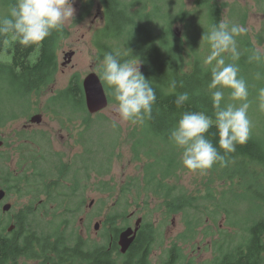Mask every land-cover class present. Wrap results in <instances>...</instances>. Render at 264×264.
<instances>
[{
	"label": "rangeland",
	"instance_id": "rangeland-1",
	"mask_svg": "<svg viewBox=\"0 0 264 264\" xmlns=\"http://www.w3.org/2000/svg\"><path fill=\"white\" fill-rule=\"evenodd\" d=\"M99 3V0H90V2L75 0L74 18L61 26L64 29V34L58 42L55 53L57 72L49 88L44 90L39 98L34 99V101L38 99L37 109L44 111L47 99L57 91L64 89L74 75L79 76L81 83L83 78L91 72H95L100 77L101 64L96 62L98 52L96 48H93L94 34L102 31L97 30L102 24ZM214 3L219 9L220 21L226 20L230 25L238 23L247 27L248 37L244 35L243 38L238 39L245 41L248 38L255 45L254 49H260L261 58L259 61L249 62L248 58L252 53L249 50L244 52L240 48L238 49L241 54L240 58L235 62L239 67V76L248 85V99L252 103L248 110L249 119L252 121L251 130L257 131V128L260 129L264 125V113L257 109L256 99L258 89L264 87V0H215ZM116 4L118 9L121 7L125 9L128 6L125 12L131 18L132 24L139 26L145 33L150 28L155 30V34H159L157 31L163 26H165V32L166 30L171 31L182 46L181 56L184 60V67L188 66L190 53H194L195 50L200 52V50L208 49L207 43L201 41V37L203 32L212 25V19L209 16L210 12L205 10L204 6H199L197 0H117ZM107 25L106 27L113 31L109 43L114 45L117 52L122 53L125 58L130 57L129 37L135 32L139 33V30L132 29L134 26L131 28L129 22L128 26L122 27V37L115 38L114 34L117 29L112 28V24L109 22ZM138 43L141 46L144 45L142 41ZM203 53L206 54L207 51ZM225 59L226 62H231L227 56ZM133 61L140 63L142 72L141 61L138 59ZM257 73L261 74V79H256ZM102 83L109 101L111 99L110 103L102 110L91 114L86 106L84 110L77 109L80 112L66 108L57 114L58 117L44 112L42 123L38 125H28L30 124L29 117L35 111L36 104L28 105L17 99L9 100L1 91L0 114H5L7 117L16 115L19 118L0 127V136L4 141V146L0 149V173L26 171L28 173L54 174L58 173L55 166L64 163L68 166V172H74L78 168L81 170L78 172L92 174L89 183H97L98 181L94 180L96 178L101 179L98 183L105 182L106 192L90 191L87 203L91 200H98L99 204L105 206L107 217L109 214L121 215L115 224L111 225L112 229L116 227L117 230L128 224V214L136 210L135 205L146 211V215L149 214V220H154L156 217L160 219L164 212L150 206L155 205L152 203V199L145 198L144 184L140 183L141 187L137 186V189L134 190L127 187V192L123 193L124 187L137 177H141L143 162L133 158L129 142L117 145L114 140L117 134L125 136L135 129L137 124L120 123L116 129L111 127L110 122L116 115L113 111L114 100L108 86L103 81ZM225 93H228V90H225ZM32 100L33 97L30 102ZM81 116L89 120L88 128L80 124ZM65 119L71 122H65ZM78 121L79 123H77ZM25 125L27 129L23 128ZM82 132L85 133L80 135L79 140V134ZM39 134H45L50 139V147L46 151L50 160H44L41 163L38 160H21L27 158L28 148L33 153L44 152V146L35 142ZM25 140H29V143H25L27 142ZM49 150L60 153L62 160H57ZM83 160H86L85 163ZM259 171L261 173L260 169ZM95 173H99L101 177L94 176ZM178 174L179 181L171 179L170 183L181 187L182 193L194 201L192 205L183 206L172 216L169 215V221L175 220L184 224L187 230L192 227L191 230H194L198 223H202L198 228V236L193 240L187 239L185 247L189 249L191 246L195 248L201 246L195 252L200 254L202 260L209 261L213 255L210 245V239L213 236H222L229 247L245 243L248 239L246 229L264 214V207H258L259 204L252 200L238 201L231 192L221 196V193L227 189L224 183L214 176V171L207 170L204 174H200L198 172L191 173L185 169V172ZM213 191L216 195L215 199L211 193ZM138 192L139 196H137ZM119 194H121V199L118 202ZM113 205H116V210H113ZM138 212L141 214L139 209ZM87 215H92V213H87ZM191 216L196 221L189 220L192 219ZM102 218L104 219V216ZM102 218H93L92 222L102 221ZM83 228L77 222L74 227L75 233H82ZM202 228H204L203 232ZM105 233H107L106 229L102 232L103 240L108 238V233L106 237ZM90 237L97 238L93 234Z\"/></svg>",
	"mask_w": 264,
	"mask_h": 264
},
{
	"label": "trees",
	"instance_id": "trees-1",
	"mask_svg": "<svg viewBox=\"0 0 264 264\" xmlns=\"http://www.w3.org/2000/svg\"><path fill=\"white\" fill-rule=\"evenodd\" d=\"M85 1L90 2V0ZM214 2L215 0H197L199 6H204V9L210 12L212 24H217L220 22L219 9ZM13 3L14 0H0V16L7 15ZM114 24L117 25L115 22ZM130 24L131 28L134 26L132 29L139 30V33L135 32L129 37L131 56L128 58L111 49L112 45L109 39L107 40V36L111 37L113 31L108 27L102 30L100 32L102 35L94 40L99 53L106 49L113 54L119 53L122 61L140 60L142 73L146 79L150 80L156 92V102L153 105L151 118H145L142 124H137V127L125 136L117 134L114 140L117 145L129 142L133 158L143 162L141 177H137L124 187L123 193L127 192V187L134 190L137 186L141 187L140 183H142L146 189L145 198L152 199L154 205L167 207L169 215L172 216L183 206L192 205L194 200L183 194L181 187L170 183L171 179L179 181L178 173L185 172V169L180 161L181 150L171 144L168 139L169 130L183 112L201 111L208 116H213L214 109L207 88L210 68L203 64V58L208 54L209 48L190 53L188 66L184 67L181 56L182 46L171 31L165 32V26L158 29L159 34H155L154 29L148 28L145 33L139 26ZM118 28L114 34L115 38L122 37V27ZM63 34L62 27L53 30L51 35L40 44L30 47L21 46L11 38V35L0 37V92H4L9 100L17 99L28 105L37 103L34 99L39 98L44 90L49 88L57 72L55 53ZM245 35L248 37V32ZM243 37L244 35L236 38L237 48L253 53L255 45L248 38L245 41L238 39ZM139 41H142L144 45L141 46ZM206 51L207 53L204 54L203 52ZM172 80L177 81L175 91L169 87ZM181 83L183 87L180 86ZM182 92L189 93V100L182 107L177 108L174 101ZM32 97L33 100L30 102ZM230 102L232 101L228 93H225V101L222 103ZM48 104L55 111L66 108L84 110V95L79 76L74 75L64 89L57 91L49 98ZM18 118L16 115L7 117L5 114H0V127ZM207 136L223 154V150L219 149L217 143L215 126L209 129ZM227 159L231 161L228 166L220 167L219 164H214L209 169L214 171V176L221 180L227 189L221 193V196L231 192L238 201L252 200L259 204L258 207H264V125L260 129L257 128V131L250 130L247 142L238 144L235 152L230 153ZM62 171H68L63 164L59 168V172ZM211 193L215 199L214 191ZM191 217L192 219L189 220L196 221L193 216ZM246 231L247 241L226 251L227 256L234 254L238 257H225L220 264H241L244 261L248 264H264V214Z\"/></svg>",
	"mask_w": 264,
	"mask_h": 264
},
{
	"label": "flooded vegetation",
	"instance_id": "flooded-vegetation-1",
	"mask_svg": "<svg viewBox=\"0 0 264 264\" xmlns=\"http://www.w3.org/2000/svg\"><path fill=\"white\" fill-rule=\"evenodd\" d=\"M99 2L102 24L99 25L98 31L104 30L108 22L112 24V28L117 30L118 27L132 23L131 18L125 12L128 6L125 9L122 7L118 9L117 0H99ZM95 34L94 40L96 36L102 35L100 32L96 36ZM108 39L111 40L110 35L107 36ZM110 47L117 52L114 45ZM93 48H96L98 52L96 62L99 64L105 53L112 52L104 49L102 53H99L95 43H93ZM48 100L44 111L37 109L38 103H35V111L31 113L32 115L30 114L28 125L41 124L44 112L58 117L57 114L65 110L55 111L49 106ZM107 101L109 104L108 95ZM73 111L80 112L77 109ZM37 115L40 116V121L31 122L32 117ZM81 117L80 124L88 128L89 120ZM64 121L70 120L65 119ZM23 128L27 129V126ZM84 133L79 134V140L80 135ZM0 139L3 143L1 149L4 141L1 136ZM25 141L29 143V140ZM35 142L44 146L45 153L38 151L33 153L28 149L27 158L21 160H38L40 163L50 160L46 154L50 147V139L45 134H39ZM49 152L57 160H62L60 153L51 150ZM85 161L83 160L84 163ZM61 164L68 168L66 164ZM60 165L55 166L58 173L54 174L26 171L0 173V192L2 193L0 199V264H220L225 257H238L234 254L227 256L226 251L232 247L224 242L222 236L216 235L210 239L213 252L211 259L202 260L200 254L195 252L201 246L197 248L191 246L189 249L185 247L187 239L193 240L198 236V228L202 223H198L194 230H187L184 224L175 220L169 221V212L165 206L150 205L152 208L162 210L164 214L160 219L156 217L154 220H149V214L146 215V211L135 205L136 210L128 214V224L117 230L116 227L112 229L111 225L115 224L121 215L109 214L107 217L105 206L99 204L98 200H91L87 203L90 191L106 192L105 182L98 183L101 179L96 178L94 180H97V183H89L92 174L78 172L81 171L78 168L74 172H59ZM99 173H95L94 176L101 177ZM109 194L112 193L109 192ZM120 195L117 196L118 202L121 199ZM5 206H8L7 210H4ZM112 207L116 210V205ZM87 213H92V215H87ZM100 217L102 221L92 222L93 218ZM77 222L84 227L82 233H75L74 227ZM104 229L107 230L108 235L105 233V237L107 235L108 238L103 240ZM127 229L132 231L130 237L133 239L122 252L119 235ZM203 231L204 228H202ZM91 234L97 238H91ZM241 264H248V262L244 261Z\"/></svg>",
	"mask_w": 264,
	"mask_h": 264
},
{
	"label": "clouds",
	"instance_id": "clouds-1",
	"mask_svg": "<svg viewBox=\"0 0 264 264\" xmlns=\"http://www.w3.org/2000/svg\"><path fill=\"white\" fill-rule=\"evenodd\" d=\"M75 0H14L7 15L0 16V37L11 35L23 47L38 45L75 16ZM248 28L242 24H229L221 20L204 31L201 41L207 43L209 52L203 64L210 68L207 84L213 106V116L201 111L183 112L169 130L168 139L181 150L180 161L184 169L191 173L204 174L214 164L226 167L227 159L235 152L236 146L247 142L252 127L248 110L251 107L246 81L239 76L235 63L240 58L237 37L247 34ZM231 62H226L225 57ZM260 49H254L249 62L259 61ZM140 63L121 60L120 54L107 52L101 61L100 79L108 86L114 100L116 114L110 124L116 129L120 123L142 124L151 118L156 92L150 80L140 71ZM260 73L256 79H261ZM183 87V84H180ZM172 91L177 81L169 85ZM228 90L230 103L225 101ZM257 109L264 113V87L257 91ZM189 100V93L182 92L175 98L177 108ZM215 126L219 149L213 145L207 134Z\"/></svg>",
	"mask_w": 264,
	"mask_h": 264
},
{
	"label": "water",
	"instance_id": "water-1",
	"mask_svg": "<svg viewBox=\"0 0 264 264\" xmlns=\"http://www.w3.org/2000/svg\"><path fill=\"white\" fill-rule=\"evenodd\" d=\"M70 56V55H69ZM67 56V57H69ZM82 89L84 93L85 106L89 113H95L102 110L108 104L107 94L105 92L104 86L100 77L94 72L89 73L82 80ZM40 116H34L31 119V122H39ZM3 145L2 140L0 139V147ZM2 198V193L0 192V199ZM8 206L4 207V210H7ZM132 231L127 229L119 235V244L122 246L121 251L124 252L129 245V242L133 239L130 237Z\"/></svg>",
	"mask_w": 264,
	"mask_h": 264
}]
</instances>
